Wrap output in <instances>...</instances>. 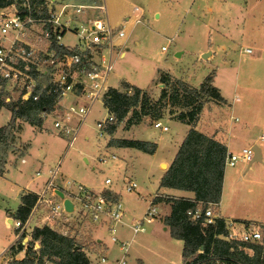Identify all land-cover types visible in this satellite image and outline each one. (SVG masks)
Segmentation results:
<instances>
[{"label": "rangeland", "instance_id": "rangeland-1", "mask_svg": "<svg viewBox=\"0 0 264 264\" xmlns=\"http://www.w3.org/2000/svg\"><path fill=\"white\" fill-rule=\"evenodd\" d=\"M57 1L86 5L82 12L72 15L71 30L87 23V15H90L102 20L106 17L115 31H124V37L114 40L112 68L106 81L109 87L123 89L126 85L123 81H130L145 89L151 107L155 106L165 117L176 118L180 112H187L196 103L182 106L179 102L170 100L174 79H180L193 88L199 87L207 76L212 75L214 85L224 92L231 105L226 101L207 99L193 126L196 127L198 122L209 124L210 131L206 134L218 137L223 143L226 142L228 133L240 135L245 126L250 127L249 125H253L251 129L255 136L264 133V0ZM103 4L105 12L95 8ZM135 6L142 11L138 16V23L134 24L136 13L132 10ZM62 42L72 46L75 36L71 31H66ZM121 50L124 53L120 56ZM105 54L108 57L106 51ZM161 73H167L171 77L166 87L159 82ZM158 84L161 86H157ZM162 89H165L166 95L160 99ZM5 92L11 100H16L21 91L12 88ZM103 97L104 94L94 102L71 146H68V136L61 135L52 128L51 117L48 116L43 121V129L47 131L38 133L26 127L23 131V139L26 142L20 141L17 130L13 129L7 140L0 142V171L5 169L4 154L10 152V161L15 165L20 152L26 149L24 145L27 146L29 141L30 153L26 157L27 162L22 165L23 181L30 180L39 171L46 175L45 179L43 178L45 183L50 173L58 168L56 179L61 184L65 178H69L86 184L95 191H101L105 187L116 190L124 207L123 221L130 223L132 217L139 218L144 213L151 195L156 191L161 192L157 182L160 169H157L156 164L155 167L152 166L151 157L137 149L108 146L113 134L100 131L96 126L97 121L108 117V112L103 106ZM66 99L69 101L73 97L68 95ZM8 115L6 109H0V125L6 122ZM130 116L131 111L127 118ZM124 124L119 125L115 137L120 138L125 134L124 138H169L172 142L178 140L186 130V124L176 120L163 121L168 127L166 132L155 129L147 122L124 131ZM188 127L190 128V125ZM239 139L243 142H240L237 150L248 144L243 136H239ZM256 145L261 148V160L252 161L251 169L241 175L240 181H243L241 185L260 181V185L254 190L239 193L243 199H247L240 201L238 211L241 214L247 212L249 216L263 218L264 141L258 140ZM112 154L116 155L117 159L113 160ZM241 165L246 164L238 163L236 167ZM166 168L163 164L162 169ZM107 177L112 180V184L108 186L104 184ZM127 178L136 181L135 190H124ZM6 184L0 177V194L7 197V203L17 206V190L9 191ZM165 202L159 201V213L155 221L145 225L144 231L133 236L129 249L131 261L134 259L131 258L132 254L134 257L139 254L143 258V264H182V241L176 238L169 240L167 232L161 230L167 212ZM6 215L15 217L14 213L8 212ZM1 217L0 215V240L7 246L15 238L17 230L13 225L8 229ZM63 221L66 227L58 223L55 229L76 230L75 239L84 245L90 255L103 253L97 249L96 239L100 235L109 245L108 251L111 252L110 235L104 228L74 214L66 216ZM166 228L168 229L167 226ZM70 232L68 230V233ZM117 235L120 239L132 237L131 231L125 226L118 227ZM23 240L27 242L26 245L22 244L24 249L30 245L31 240ZM247 251L251 253L250 250Z\"/></svg>", "mask_w": 264, "mask_h": 264}, {"label": "built area", "instance_id": "built-area-1", "mask_svg": "<svg viewBox=\"0 0 264 264\" xmlns=\"http://www.w3.org/2000/svg\"><path fill=\"white\" fill-rule=\"evenodd\" d=\"M85 6L57 0H12L10 4L0 8V91L18 89L21 91L18 98L22 100L29 97L37 100L44 91H56L58 99L54 108L43 115L51 117L53 129L69 137L68 146H71L94 102L108 90L106 81L112 68L114 40L124 37V31H115L106 17L104 20L91 18L87 23L71 30L72 15L82 12ZM95 8L105 12L104 4ZM138 16H135L134 22L139 21ZM66 31H71L75 36L72 46L62 42ZM121 51L120 56L124 53ZM68 95L73 99L65 102ZM4 99L6 102L11 100L7 95ZM114 121L113 115L108 114L105 119L97 121L96 125L103 131L106 123ZM159 124V121L155 122V125ZM258 140L264 141V133L259 135ZM255 145L227 151L225 167H236L238 163L250 164L254 159ZM57 170L58 168L52 171L41 189L34 192L36 200L24 221L6 218V223L13 225L17 234L0 252V264H8L12 259L10 248H16L18 244L26 245L23 238L31 240V232L35 226L46 225L56 230V224L65 226L63 220L73 214L104 228L121 251L118 257L108 258L95 253L90 255L83 247L90 264H130L126 258L131 246L130 239H120L117 235L118 227L125 223L124 207L118 193L106 187L95 191L69 178H65L61 184L56 179ZM36 174L39 175L40 172L37 171ZM104 184L111 185L112 180L107 177ZM136 188V181L127 179L124 190L130 192ZM160 196L162 195L154 194L147 201L144 213L139 218L132 217L130 223H125L132 237L144 231L145 225L156 218L159 201L156 202L155 199ZM66 198L73 204L71 212L65 210ZM216 207L217 203H208L205 206L198 204L188 211V215L205 232L207 228L214 226L216 219L222 218ZM223 220L226 228L225 240L246 251L252 250L242 246V243L264 244V223ZM68 230L71 232L68 233ZM68 230L57 231L75 238L77 231L70 228ZM38 247L37 242H34L33 249ZM198 251L202 252V247ZM43 264L53 263L45 261Z\"/></svg>", "mask_w": 264, "mask_h": 264}, {"label": "trees", "instance_id": "trees-1", "mask_svg": "<svg viewBox=\"0 0 264 264\" xmlns=\"http://www.w3.org/2000/svg\"><path fill=\"white\" fill-rule=\"evenodd\" d=\"M12 0H0V8L11 3ZM212 76V75H211ZM207 76L199 87L190 88L184 81L174 79L171 84L170 100L179 102L182 106L195 102L196 105L187 112H180L176 119L190 125L185 137L175 153L171 163L160 178L161 187L176 188L191 191L194 198H174L160 196L156 202L163 200L170 204V212L163 218V223L168 227L172 238L183 241L181 251L182 264H264L263 243H242L250 248L249 253L239 248L235 243L224 239L226 233L223 218H218L214 226L201 231L198 223L192 221L188 211L198 204L218 203L221 197L222 183L225 168V157L228 148L225 143L209 136L193 126V122L207 99L224 101L219 90L213 85V79ZM159 82L169 84L171 77L167 73L159 75ZM123 89L109 87L102 99L103 106L108 114L113 115L115 121L106 123L103 131L113 134L116 127L131 111L127 118V125L137 123L142 116L160 118L163 114L155 106L151 107L149 97L145 90L128 84ZM122 84V83H121ZM131 91L128 92V89ZM7 92L0 91V109L10 111L9 122L0 127V142H5L13 129L17 128L16 120L21 119L32 126L40 127L44 121V113L50 112L58 99L56 91L42 92L37 100L29 97L26 100L20 98L5 101ZM166 95L165 89L161 90L160 99ZM206 98V99H205ZM160 102V100H159ZM176 102V103H177ZM225 102V101H224ZM161 103V102H160ZM108 145L119 147H131L148 154L154 153L156 143L138 139L111 138ZM1 160V158H0ZM2 171H0V174ZM162 197V199H161ZM36 200L34 192L23 193L20 204L15 210V217L24 221ZM34 242L39 247L33 249ZM26 247L25 256L21 259L13 258L22 250V245L10 248L12 259L8 264H43L49 260L54 264H90L89 258L75 238L64 235L49 226H35L31 232V243ZM202 247V252L198 250Z\"/></svg>", "mask_w": 264, "mask_h": 264}, {"label": "crops", "instance_id": "crops-1", "mask_svg": "<svg viewBox=\"0 0 264 264\" xmlns=\"http://www.w3.org/2000/svg\"><path fill=\"white\" fill-rule=\"evenodd\" d=\"M141 11L142 10L139 7H137V6H135L134 9L132 10V12L136 13L135 16L140 15ZM91 18H94V17H92L90 15H87V19L88 20H90ZM136 23H138V22H136ZM134 24H135V22H134ZM126 82H128L131 85L136 86L135 84L131 83L130 81H126ZM159 85L161 86V84H158L157 86H159ZM213 85H214V83H213ZM214 86L219 90V93H220L221 97L224 99V101H226L227 104H230L228 102V100H227V97L224 95V92L221 91L220 88L217 87L216 85H214ZM110 87H112V86H110ZM136 87H139V86H136ZM139 88L145 90L142 87H139ZM64 101L67 102L68 100L65 98ZM4 109H6V108H4ZM6 110L8 111V114H9L8 118H7V120H6V122L4 124L0 125V127L6 125L9 122V120H10L11 113H10V111L8 109H6ZM126 120H127V118H125L119 124V125H122L125 122V124L123 125L124 129H125L124 131H129V130H131L134 127L137 128V127L141 126L143 123L147 122L150 126H153L155 129H160L161 131H164V132H166L168 130V127L163 124L164 120H176V121H179L176 118H173L171 116H168V117L167 116L166 117L162 116L160 118H153V117H150V116H144V118H142L139 122L127 125ZM156 121H159L160 124L159 125H155ZM179 122L183 123L181 121H179ZM16 124H17L16 130L19 131V133L17 131H16V133L18 134L19 140L22 141V142H26V140L23 139V131H25L27 126L30 127L32 129V131H34V132L41 133L43 131H47V130L43 129V123H42V125L40 127H37V126H32V125L28 124L27 122H25V121H23L21 119H17L16 120ZM183 124H185V123H183ZM119 125L117 126L115 132L113 133V138L117 139V137H115V135H116V133H118L117 131H119ZM50 126H51V124H50ZM164 126H166V129H163ZM249 126L250 127L245 126V128L243 129L242 133H240V135H235L234 133H228V135L226 137L227 140L225 142V144H226V146L228 148V151H237L240 142L241 141L243 142V140L239 139V136L240 137L243 136L245 141L248 142V144H246V145H251V144L255 145L256 144V142L258 141V137H259V135L261 133L259 135L255 136V134L252 132V129H251L253 127V125H252V127H251V125H249ZM209 127H210L209 124L206 125L205 123H200V122H198L197 125H196V128L198 130L204 132V133L210 131ZM188 128L189 127L186 124L185 133L184 134L182 133L183 135L180 136V138L178 140H175V141H172V142L169 141V138H165V139H163V138L155 139V138H152V137H146L145 139L143 137L138 138V140L142 139L144 141H150V142L156 143V149H155L154 153L148 154V153H145V152L141 151V152L147 154L149 157H151L152 166L153 167H155V164H156L157 169H160V172H159V175H158V178H157V182H158V190H161V192L156 191V192H154L151 195V197L154 194H160L162 196L167 195V196L174 197V198H181V197L190 198V199L194 198V194L191 191L180 190V189H176V188L161 187L159 185L160 178L163 175V173L165 172V170L167 169V168L166 169H162V165L165 164L166 167L169 166V164L171 163L172 159L175 156V153L178 150L179 145L181 144L183 138L185 137ZM48 132H50V131H48ZM123 136L120 137V138H124ZM125 139H136V138H125ZM216 139H218V137ZM27 142H28V145L27 146H26V144L24 145V148H26V149L23 152H20V154H19L20 157L18 156V159H17L15 165L11 163L12 161H10V155H11V154L9 155L10 152L7 153V154H4V157H5V160H6L5 169L0 174V177L3 179V181L7 182L6 185H7V189L9 191H11V192L15 191L16 192V190H17L16 197L18 199V202H17L18 205L20 204L21 195L23 193L37 192L38 190H40L42 185H43V183H44L43 181H44V179L46 177L45 174H42L40 172L39 175H37L35 173V176H33L30 180L23 181V174H22L23 168H22V165L27 162V158L26 157L29 156V153H30L29 150H30V147H31L30 142L29 141H27ZM108 146L109 147L124 148V149L131 148V147H119V146H116V145H108ZM259 148H260V146H259ZM260 154H262L261 148H260ZM112 155H114V154H112ZM111 158L113 160H115V159H117V156L114 155ZM228 168L229 167H225L224 168V176H223L221 197H220V201L217 203V207H216V211H217L218 215L220 217L226 219V220L256 221V222L264 223V217L260 218L259 216L258 217L257 216H249L247 214V212L244 213V214H241L238 211L239 210L240 201H243V200L247 199V197H245V199H243L242 196L239 193H241L243 191H247L249 189L254 190L256 188V186L260 185V181H257V182H254V183H246L244 185H241L243 183V181H240V180H242L241 175H243L244 172H246L247 170L251 169V164H247V165H244V166L241 165L240 167H231V169H228ZM13 173H14V175H13ZM5 177H7V178H5ZM114 192L118 193L116 190H114ZM151 197L149 199H151ZM6 198L7 197H5L4 194H0V215L2 216L1 218L4 221L5 226L9 229L10 225H8L6 223V218L7 217H11V216L10 215H6V213H8V212L9 213H15V210L17 209L18 205L17 206L10 205V202L7 203ZM165 207H166V210H167V212H165V216H166L170 212V204L168 202H165ZM158 210H159V208H158ZM155 219L152 222H154ZM152 222H150V223H152ZM150 223H148V224H150ZM123 226L127 227V225L125 223L121 227H123ZM161 230H163L164 232H167V234H168L167 238L169 240H170V238H172L170 236V234H169V230L166 228V226L164 224L161 225ZM132 238L133 237L130 238V242L132 241ZM96 242H97V245H98L97 249L100 252H103L102 254L100 253V255H105L108 258H115V257H118L120 255V253H121V251L119 250L118 244L113 243L112 241H111L112 242V244H111L112 245L111 252L108 251L110 247L104 241V239H103V237L101 235L98 237V239H96ZM182 244H183V241H182ZM7 246H6V244L5 245L3 244L2 240H0V252L2 251V249H4ZM25 249L26 248H24V249L22 248V250L18 251L13 258H15V259L23 258L25 256ZM112 250H113V253H112ZM106 251H108V252L106 253ZM126 256H127L126 258L128 259V261L130 262V264H143V258L139 254L136 255L137 257H134V255L132 254L131 258H134L133 261L130 260L129 250H128V253H127Z\"/></svg>", "mask_w": 264, "mask_h": 264}, {"label": "water", "instance_id": "water-1", "mask_svg": "<svg viewBox=\"0 0 264 264\" xmlns=\"http://www.w3.org/2000/svg\"><path fill=\"white\" fill-rule=\"evenodd\" d=\"M203 55L205 56L206 53H204ZM254 151H255V155H254L253 161L256 159L261 160L260 148L257 145L254 146ZM59 194L60 196H62L61 192ZM64 207H65V210L68 212L73 211V204L68 198L64 199Z\"/></svg>", "mask_w": 264, "mask_h": 264}]
</instances>
